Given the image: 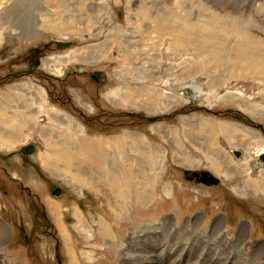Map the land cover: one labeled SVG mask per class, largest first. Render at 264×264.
Wrapping results in <instances>:
<instances>
[{"label":"rangeland","instance_id":"obj_1","mask_svg":"<svg viewBox=\"0 0 264 264\" xmlns=\"http://www.w3.org/2000/svg\"><path fill=\"white\" fill-rule=\"evenodd\" d=\"M49 1L0 0V264H264L248 0Z\"/></svg>","mask_w":264,"mask_h":264},{"label":"bare ground","instance_id":"obj_2","mask_svg":"<svg viewBox=\"0 0 264 264\" xmlns=\"http://www.w3.org/2000/svg\"><path fill=\"white\" fill-rule=\"evenodd\" d=\"M48 3H50L49 0H47ZM52 2V1H51ZM181 2L179 0H174V6L179 9L180 6H181ZM213 4V3H212ZM236 4V3H235ZM58 5V4H57ZM172 5V6H173ZM186 6V5H185ZM235 6V5H234ZM242 8V7H241ZM181 9V8H180ZM245 9L249 10V15H248V18H251L252 17V20L253 22L255 23H258L259 25H264V0H248L246 1V5H245ZM246 10V11H247ZM239 11V10H238ZM216 13V12H215ZM226 13V12H225ZM241 14V13H240ZM217 16V15H216ZM241 17V16H240ZM166 26V25H165ZM196 91V90H195ZM199 91V90H198ZM263 149L264 147L258 149L255 151V155H259L263 152ZM259 165V164H258ZM129 170V169H128ZM97 172V169L95 170ZM100 171V170H99ZM106 171V170H105ZM101 172V171H100ZM98 173V172H97ZM91 174V173H90ZM102 174V173H101ZM106 174V173H105ZM123 172L119 171L118 172V175H121L122 176ZM116 175V174H115ZM95 176V175H93ZM101 178V177H100ZM97 179V178H96ZM99 179V178H98ZM103 179V178H102ZM117 180V179H116ZM103 181V180H102ZM111 181V180H110ZM107 185V184H106ZM115 187V186H114ZM116 189V188H115ZM119 190V189H118ZM50 205V208H53L54 210L56 209V205H53V204H49ZM80 215V214H79ZM78 216V215H77ZM78 221V220H77ZM221 225V224H220ZM2 226V225H1ZM174 229V228H173ZM5 229L3 227H0V241L1 239L3 238V235L5 233L4 231ZM61 230L64 231L63 227H61ZM171 231V230H170ZM64 233V232H62ZM135 236V241L137 242V246L135 249H131L129 250V252L126 253V258L129 260L127 262H125V264H154L153 260H154V256H155V252H156V242L154 245H146L144 244L143 240L142 239H137L140 234L139 233H135L134 234ZM144 236V235H143ZM148 236V235H147ZM154 236V235H153ZM157 236V235H155ZM149 237V236H148ZM160 237V236H159ZM184 237V236H183ZM68 241L67 243V247L65 248L69 255L71 256L72 255V250H71V247H70V238L69 237H64V241L65 243L67 242L66 239ZM145 238V236H144ZM156 238V237H155ZM3 240V239H2ZM145 240V239H144ZM149 240V239H148ZM147 240V241H148ZM159 240V239H158ZM150 241V240H149ZM148 241V242H149ZM156 241V240H155ZM152 242V241H151ZM153 243V242H152ZM136 245V243H135ZM131 246V245H130ZM160 247V246H159ZM168 246L166 245H163L161 248H160V254H163L164 255H167L169 253L172 252V249L171 248H168ZM132 248V247H131ZM188 249V247H187ZM174 250V249H173ZM167 252V253H165ZM182 253V251H181ZM182 256V255H181ZM157 258V257H156ZM73 259V258H71Z\"/></svg>","mask_w":264,"mask_h":264},{"label":"water","instance_id":"obj_3","mask_svg":"<svg viewBox=\"0 0 264 264\" xmlns=\"http://www.w3.org/2000/svg\"><path fill=\"white\" fill-rule=\"evenodd\" d=\"M32 148L31 147H27L24 149V152L29 153L30 150ZM235 156L237 155L236 153L234 154ZM258 160L264 165V154L261 153L257 156ZM254 168V166H253ZM200 182L203 183L206 186H210L213 184H216L217 180L214 179L209 173L207 172H200ZM58 189H55L51 194L52 196H58Z\"/></svg>","mask_w":264,"mask_h":264}]
</instances>
